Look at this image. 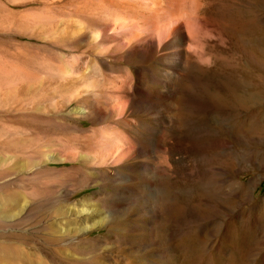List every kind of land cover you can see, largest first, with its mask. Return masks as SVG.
Masks as SVG:
<instances>
[{
	"label": "rangeland",
	"instance_id": "374dc122",
	"mask_svg": "<svg viewBox=\"0 0 264 264\" xmlns=\"http://www.w3.org/2000/svg\"><path fill=\"white\" fill-rule=\"evenodd\" d=\"M108 1L0 0V207L4 212L0 213V240L10 242L13 251L9 257L0 256V264H139L144 259L129 247L122 226L131 212L119 207V201L130 194L134 206L169 213V191L179 183L185 193H195L208 177L207 166L219 157L222 134L205 131L206 135L194 126L189 129V125L208 123L204 112L186 115L188 127L181 132L160 136L156 130L143 139L133 128L138 120L148 121L141 114L128 111L122 117L97 118L78 113L81 106L92 110L111 105L119 96L117 88H127L132 80V64L108 49V37H93L103 21L110 20L116 3ZM223 45L211 43L208 49L214 57H226L219 66L223 80L228 79L238 93L262 94L259 101L263 104L257 110V104L248 103V112L235 114L232 120L233 126L243 125L247 130L231 136L232 148L241 155L234 159L232 173L234 234L219 253L198 237L197 225L184 224L179 237L172 240L166 238L170 230L158 233H164L162 246L165 251L168 247L175 264H259L261 258L264 72L259 77L253 63L246 65L232 40ZM152 99L160 105L158 114H172L174 97ZM179 105L186 114V97L180 98ZM207 140L213 145L208 146ZM115 142L147 145L154 163L167 153L172 177L166 183L155 175L144 178L137 174L136 181L130 182L134 183L130 192L121 191L129 183H124L123 169L98 164L86 156ZM244 152L252 158L245 161ZM82 201L92 216L86 215L88 211L82 213ZM191 210L187 207V215H193ZM153 264H166L165 258L156 257Z\"/></svg>",
	"mask_w": 264,
	"mask_h": 264
},
{
	"label": "bare ground",
	"instance_id": "6f19581e",
	"mask_svg": "<svg viewBox=\"0 0 264 264\" xmlns=\"http://www.w3.org/2000/svg\"><path fill=\"white\" fill-rule=\"evenodd\" d=\"M109 1L116 3L115 7L113 3L111 4L113 11L111 10L110 20L103 21L99 32H95L93 37L99 38V35L108 37L110 42L107 45L108 49L132 64V80L127 88L124 86L117 88L119 96L111 105L96 107L92 110L81 106L77 107L78 113L85 117L93 115L97 118L102 115L122 117L128 111L131 114H141L145 118L148 117V121L138 120L133 128L143 139L156 130L160 136L167 132H181L188 127L184 121L187 118L186 115L195 116V113L204 112L209 117L206 120L208 123L205 125L197 123L198 126L189 125V129L194 126L197 128L195 131L203 129V132L206 131L207 134L215 132L222 134V139L218 144L219 157L214 160L216 164L212 162V155L208 157V160L212 159V161L210 160L211 163L206 168L208 177L204 181L202 180L204 184L200 182V187H197V190L194 189L195 193L192 192L194 190L191 191L193 194L185 193L187 191L182 189L183 186L179 188L181 184L175 185L176 187L170 190L169 196L166 197V207L171 209L169 213L164 214V212L159 213L153 209H145L144 205L134 206L135 200L130 194L126 199L119 201L117 204L119 207L126 209L128 214L131 212L128 217L123 218L124 225L120 224L125 226L123 230L126 242L129 243L130 248H135L141 253L144 260L139 264H153L156 257L165 258L166 264H175L170 257L168 247L165 251L162 246L166 242L164 233L160 235L158 233L170 230L166 238L172 240L174 237L177 238L176 236L184 224H189L197 225L198 237L211 249L216 248L220 253L223 244L229 243L234 234L233 229L236 223L233 214L235 212L232 211L235 194L233 193L235 190L233 191L234 177L232 173L236 162L234 159L241 155L232 148L231 136L233 137L234 133L242 134L247 131L246 126H233V116L248 112L247 104L250 102L254 103V106L257 104L255 107L259 110L263 102L259 101L262 94L257 92L254 93L255 95H246L247 91L238 93L232 85L230 86L226 82L228 79L223 80L219 66L222 62L227 61L226 57V61L221 60V57L220 59L214 57L211 54L213 50L209 52V47L211 43L222 46L227 40H232L245 56L246 65L253 63L259 71L258 76L261 77L264 72V0ZM152 96L158 99L174 97L172 114L170 112H167L169 114L165 112L158 114L156 111H161L160 105L152 99ZM185 97L188 106L186 114L182 113L181 104L179 105L180 98L185 100ZM214 118L215 120H213ZM202 122L205 123V121ZM215 142L217 144V141ZM126 143L125 145H118L117 142L111 143L104 149L87 153L86 156L98 164H112L114 167L122 168V176L126 180L124 183L129 182L121 190L125 193L130 192L131 186L134 185V183L131 185L130 182L134 181L137 174L144 178L155 175L160 179H166V183L167 179L169 181L168 177L172 175L170 174L172 170L169 173L171 167L167 153L161 155V159L154 163L152 161L153 153L147 145L136 146L126 145ZM212 143L214 142L211 140L207 142L208 146L213 145ZM249 150L252 152L251 149ZM209 151L211 152V149ZM242 154L246 157L245 161L247 158H252L246 152ZM205 158L207 159V157ZM254 159L256 161V158ZM206 164H208L207 161ZM235 166L237 165L235 164ZM203 175L205 174L203 173ZM244 183L242 182V185L246 187L247 183ZM236 186L238 185L236 184ZM198 190L200 192H197ZM131 194L133 193L131 192ZM124 195L123 193L122 197ZM13 196V201L18 200L17 194L14 193ZM82 204L80 207L82 213L88 211L89 213L86 215L92 216L90 209L86 211L85 202L82 201ZM189 206H191V211H194L193 215H187L189 212L186 211ZM111 208L113 207L111 206ZM1 210L0 207V213H4ZM86 220L87 216L82 222L86 224ZM92 220L94 221L95 218ZM153 234L155 235L150 239ZM259 245L261 246L258 251L261 254L259 264H264V232L260 235ZM12 253L10 242L0 240V256L6 258Z\"/></svg>",
	"mask_w": 264,
	"mask_h": 264
}]
</instances>
